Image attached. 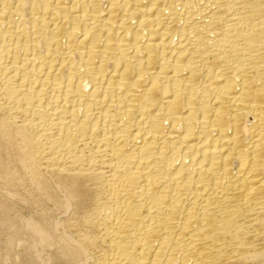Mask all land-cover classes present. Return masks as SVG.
<instances>
[{
  "label": "bare ground",
  "instance_id": "6f19581e",
  "mask_svg": "<svg viewBox=\"0 0 264 264\" xmlns=\"http://www.w3.org/2000/svg\"><path fill=\"white\" fill-rule=\"evenodd\" d=\"M4 153L71 215L7 259L264 264V0H0Z\"/></svg>",
  "mask_w": 264,
  "mask_h": 264
},
{
  "label": "rangeland",
  "instance_id": "374dc122",
  "mask_svg": "<svg viewBox=\"0 0 264 264\" xmlns=\"http://www.w3.org/2000/svg\"><path fill=\"white\" fill-rule=\"evenodd\" d=\"M0 163L3 166V172L0 173V203L6 204L10 207V220L11 222H19L32 218H43L48 224L57 226L62 223L66 217L70 215L60 208L55 206V200L50 198L45 200L42 196L40 187L35 186L27 176H25L21 169L17 166L16 162L12 160L7 154L0 155ZM9 173H15L17 180L5 184L2 178ZM57 195L60 196L61 192L57 189ZM61 227V226H60ZM63 231V228L61 227ZM60 230L59 233L62 231ZM4 234L0 232V264H16L19 259V264H26L24 262L27 250L18 252L16 255L9 259L3 256L1 247L5 239ZM26 236L22 234L21 241L26 243ZM28 244V243H27ZM30 248L37 251V245H30ZM18 264V263H17Z\"/></svg>",
  "mask_w": 264,
  "mask_h": 264
}]
</instances>
